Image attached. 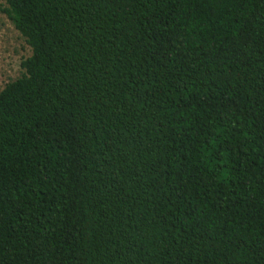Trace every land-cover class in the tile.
Here are the masks:
<instances>
[{"label":"trees","instance_id":"trees-1","mask_svg":"<svg viewBox=\"0 0 264 264\" xmlns=\"http://www.w3.org/2000/svg\"><path fill=\"white\" fill-rule=\"evenodd\" d=\"M0 264H264V0H2Z\"/></svg>","mask_w":264,"mask_h":264},{"label":"rangeland","instance_id":"rangeland-1","mask_svg":"<svg viewBox=\"0 0 264 264\" xmlns=\"http://www.w3.org/2000/svg\"><path fill=\"white\" fill-rule=\"evenodd\" d=\"M0 0V91L22 75V62L31 56V48L2 12Z\"/></svg>","mask_w":264,"mask_h":264}]
</instances>
